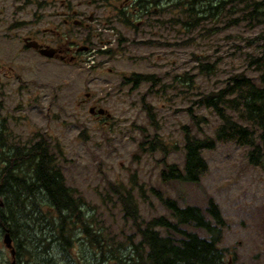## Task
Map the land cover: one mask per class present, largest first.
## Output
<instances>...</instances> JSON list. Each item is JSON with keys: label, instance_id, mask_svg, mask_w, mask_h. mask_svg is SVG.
Segmentation results:
<instances>
[{"label": "rangeland", "instance_id": "obj_1", "mask_svg": "<svg viewBox=\"0 0 264 264\" xmlns=\"http://www.w3.org/2000/svg\"><path fill=\"white\" fill-rule=\"evenodd\" d=\"M163 4L164 10L148 15L133 33L115 19L118 0L109 4L101 0H0V114L6 120L5 136L9 143L19 145L35 134L56 138L63 152L58 161L66 184L84 198L95 227L121 246L132 229L123 221L115 198L107 196L106 178L133 192L145 221L167 215L149 193L151 187L180 206L205 210L211 199L225 220L218 246L226 260L264 264V169L248 165L245 148L218 142L213 150L204 151L208 171L200 179L203 190L181 181L163 182V164L158 163L161 153L137 151L141 139L146 138L147 148L156 132L169 148L166 164L181 167L182 128L195 130L184 111L190 106L194 115L207 120L205 125L199 122L198 136L212 137L219 121L195 102L221 89L238 73L258 85L257 73L248 63L251 56L262 52L264 13L258 17L259 23L250 17L248 22L243 20L242 7H227L217 20L208 18L193 26L194 20L185 26L181 22L187 14ZM68 11L72 20L84 19V26L65 29L61 22ZM89 17L93 18L90 22ZM235 20L239 21L230 23ZM112 28L114 34L105 32ZM88 31L93 36L123 40L116 42L120 47L111 58L96 57L99 65L94 69H86L83 60H50L23 49L28 37L53 45V34L67 32L72 40H84ZM143 41L156 44L138 45ZM93 44L97 46L95 39ZM207 62L211 69L199 73V65ZM131 74H155L159 81L153 87L141 84L133 88L131 82L123 81ZM141 102L153 107L156 127L146 120ZM91 104L107 110L110 118L90 116ZM83 129L88 139L81 142L78 136ZM1 237L0 264H9ZM80 244V250H73L75 254L53 262L68 264L67 258L82 256L80 264H97L89 247Z\"/></svg>", "mask_w": 264, "mask_h": 264}, {"label": "trees", "instance_id": "obj_2", "mask_svg": "<svg viewBox=\"0 0 264 264\" xmlns=\"http://www.w3.org/2000/svg\"><path fill=\"white\" fill-rule=\"evenodd\" d=\"M132 1L134 4L119 10L118 14L119 22L130 29L137 28L136 22L144 19V10L150 7L149 13L154 14L165 1L169 2L170 7L187 14V18L181 22L185 26H191L190 21L194 20L197 23L193 26L208 18L217 20V16L227 7L232 10L235 6L236 9L242 7L241 11L245 12L243 20L248 22L251 20H247V17H250L259 23L258 17L264 13V0ZM135 10L142 13L136 15ZM261 47V55L251 56L248 63L257 73L258 85L244 73H238L227 79L221 89L202 95L195 102L199 109L203 108L219 119L213 138L203 133L202 137L198 136L201 132L199 122L205 125L207 120L194 116L191 107L186 109L196 131L192 133L188 126L182 128V170L175 165L165 164L169 148L155 136L151 137L147 148L146 141L137 146L140 152L162 154L158 163L163 164V182L177 180L200 187V179L207 172V163L201 151L213 149L216 141L233 142L237 147L246 148L248 165L264 169V43ZM199 66V73L211 69L208 62ZM130 80L137 86L153 82L156 78L154 75H132ZM185 82L184 79L181 83ZM5 123L0 114V237L5 232L10 235L17 264H55L53 259L60 256L64 259L72 256L75 248L80 250L79 242L89 247V253H92L97 264H241L236 261L228 263L223 249L218 247L225 223L212 200H208L205 210L194 206L183 207L151 188L150 193L167 211V215L145 221L140 218L133 192L106 178L107 196L115 198L123 221L129 222L132 229L124 246L107 238L95 227L84 198L66 184L58 161L62 159L63 152L56 138L35 134L23 145L9 143L5 136ZM86 132V129L81 130L78 136L80 141L88 139ZM139 193L146 199L143 187H139ZM82 258H67L66 262L80 264L79 259Z\"/></svg>", "mask_w": 264, "mask_h": 264}, {"label": "flooded vegetation", "instance_id": "obj_3", "mask_svg": "<svg viewBox=\"0 0 264 264\" xmlns=\"http://www.w3.org/2000/svg\"><path fill=\"white\" fill-rule=\"evenodd\" d=\"M73 15H76V13L74 12ZM66 19L64 20V22H67L68 20H72V16H70V14H65ZM91 17L89 18V21H91ZM76 24L79 23H84V20H78L75 21ZM47 44H44L43 46H45ZM53 48H55L56 53H58V56H62L64 59H68V61H75V60H79L80 59V54L83 53V51L87 50L86 46H81V47H72V46H66V47H58V46H54ZM95 107V106H94ZM97 108V107H95Z\"/></svg>", "mask_w": 264, "mask_h": 264}, {"label": "water", "instance_id": "obj_4", "mask_svg": "<svg viewBox=\"0 0 264 264\" xmlns=\"http://www.w3.org/2000/svg\"><path fill=\"white\" fill-rule=\"evenodd\" d=\"M33 47H35V46H33ZM39 53L43 56L51 58V57H53L54 52L52 50H39ZM3 243H4L5 247L9 250V253L11 255V258H12L11 264H15V261H14L15 252H14V249L11 245V239L7 233L4 235Z\"/></svg>", "mask_w": 264, "mask_h": 264}]
</instances>
